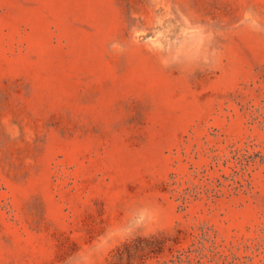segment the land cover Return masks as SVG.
<instances>
[{
  "label": "rangeland",
  "instance_id": "374dc122",
  "mask_svg": "<svg viewBox=\"0 0 264 264\" xmlns=\"http://www.w3.org/2000/svg\"><path fill=\"white\" fill-rule=\"evenodd\" d=\"M0 264H264V0H0Z\"/></svg>",
  "mask_w": 264,
  "mask_h": 264
}]
</instances>
